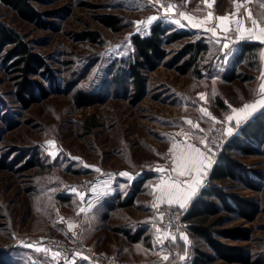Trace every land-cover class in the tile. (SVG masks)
<instances>
[{
	"label": "rangeland",
	"instance_id": "obj_1",
	"mask_svg": "<svg viewBox=\"0 0 264 264\" xmlns=\"http://www.w3.org/2000/svg\"><path fill=\"white\" fill-rule=\"evenodd\" d=\"M200 2L204 3L203 0H160V3L157 0H31L41 17L39 22L30 23L0 1V22L18 32L52 70L47 78L36 77L49 96L45 99L37 96L31 106L22 108L15 98L14 74L4 61V52L0 53V264H69L70 260H53V251L37 253L21 246L22 242L41 246L45 239L66 241L75 251L84 248L105 258L135 264L92 249L80 232L75 236L66 234L67 222L82 217L81 198L75 194L78 198L74 202L67 195L75 187L84 194L85 201L93 195L91 189L104 185L109 173L114 174L110 180L122 192L131 190L134 181L145 178L131 207L116 210L111 225H104L103 233L115 237L112 233L115 222L142 217L144 211H149L146 215L150 221L156 220L159 209L147 208L154 198L149 185L158 180H149V171L171 170L169 149L173 138L177 142L185 139L176 134L187 133L188 142L195 145L199 137L223 125L214 124L200 108H206L212 117L223 121L231 110L222 109L219 103L237 104L256 95L257 82L247 77L257 67L249 61H240L227 70L219 63L215 66L211 61L223 58L220 44L199 34L164 47L166 56L154 68L142 72V92L138 93L131 79L124 75L135 55L134 35H149L151 26L158 22L170 28L175 25L165 17L161 3L177 6L170 14L175 19L181 11L194 16ZM229 6L232 0L214 1L215 10ZM104 15L118 18V32L99 22L98 18ZM152 16L160 18L147 26L139 25L137 31L135 22ZM90 33L95 34L94 42L88 38ZM199 40L208 47L200 55V76L191 71L182 74L181 61L175 60L177 53L185 44ZM229 73L235 76L233 82L220 77ZM213 74L218 77L210 78ZM79 92L92 98L77 101ZM200 93L206 94L205 100L199 98ZM185 119L198 124L204 132L192 129ZM94 124L95 128L90 129ZM48 140H54L63 150L55 158L44 147ZM253 145L256 150L253 156L234 155L246 168L260 174H250L258 190L247 183L231 181L226 182L225 189L256 204L259 212L252 221L237 213H222L225 224L216 229L237 235L236 238L216 235V238L221 245L240 254L221 257L196 239L189 250L193 260L198 259L197 264H264V141ZM81 161L90 167H83ZM95 168L101 171L96 172ZM121 172L131 173L134 179L129 182L118 175ZM126 196L129 194L120 195L123 201ZM111 248L108 244L104 249ZM169 249L170 261L176 262L178 258L174 254H179L178 245Z\"/></svg>",
	"mask_w": 264,
	"mask_h": 264
},
{
	"label": "trees",
	"instance_id": "obj_2",
	"mask_svg": "<svg viewBox=\"0 0 264 264\" xmlns=\"http://www.w3.org/2000/svg\"><path fill=\"white\" fill-rule=\"evenodd\" d=\"M0 1L5 6L11 8L23 20L30 23L39 22L41 15L32 6L31 0ZM98 20L104 27L113 32L120 30V22L115 16L104 15L98 18ZM94 35L93 33L88 35L90 41H95ZM190 35L158 22L151 26L149 35H134L132 37L135 55L133 60L128 63L124 75L126 78L131 79L138 93L143 90V70L154 68L166 56L167 51L164 49L165 46L174 44ZM254 48V46L249 47L247 52L253 55ZM207 49V45H202V41L200 40L185 44L180 52L177 53L175 59L177 63L181 61L180 70L182 74L191 71L192 74L195 72L199 77L200 69L198 67L202 59L200 55L204 54ZM1 52H4V61L8 64L10 72L14 74L15 98L22 108L31 106L37 100V96L41 99L49 96L44 84L36 78L38 76L47 78L52 75V70L45 59L34 53L18 32L0 22ZM91 98L90 94L79 92L76 99L77 101H87ZM95 126V124L90 126V129L95 128ZM263 141L264 110L257 113L251 121L247 122L240 129L238 136L231 137L225 144L219 154L217 163L213 166L210 173L211 181L216 184L210 188L201 190L192 200L189 209L184 214L183 220L187 223L189 233L198 240H202L221 257L226 258L228 255L233 257L240 254V251L235 253L229 250V248L224 247L216 238V235L232 238H236L237 236L230 230L216 231L217 228L225 224V220L221 214L237 213L248 221H252L255 214L259 212L256 204L231 195L225 189L226 182L231 181L247 183L253 190H258L250 174L257 176L260 174L238 162L234 153H238L239 156L243 157L253 156L256 152L253 144H260ZM144 180L145 178H141L132 183L128 198L120 202L121 207L131 206L135 196L141 191ZM139 235L140 232L134 235L131 240L137 242Z\"/></svg>",
	"mask_w": 264,
	"mask_h": 264
},
{
	"label": "crops",
	"instance_id": "obj_3",
	"mask_svg": "<svg viewBox=\"0 0 264 264\" xmlns=\"http://www.w3.org/2000/svg\"><path fill=\"white\" fill-rule=\"evenodd\" d=\"M215 1V0H214ZM196 2V1H195ZM212 2V0H210ZM216 4V3H215ZM236 4H242L243 6L239 8V15L233 17L232 14L236 12ZM230 7V6H229ZM246 9H250L251 12L253 13L254 18H257L259 20V23L261 26H264V8L260 6V0H232V6L227 9L225 8L224 10H215L214 8V2L212 3V7L208 8L205 3L200 2L199 7L197 12L193 17L197 19H204L207 16L208 12H212L213 14V19L207 21L205 23V27L207 28H216L217 35L221 37V43H223V37L230 35H236L234 31L225 33L222 31L220 27H217L218 21H216L214 18L216 16H229L231 19H239L244 21V27H251L250 21L247 20L245 12ZM263 15V16H262ZM179 18V16L177 17ZM167 20H170L167 18ZM182 24L185 26L181 27L180 25H177L175 23L174 27L176 26V29L179 31H183L189 34H199L200 36H203L204 38L209 39L212 42H215V38L212 37L210 32H206L203 29H196L192 28L189 24L188 21L182 20ZM236 24H231L230 27L233 29L236 27ZM226 42V41H225ZM254 46L255 50L253 55L249 54L247 52V49L249 47ZM264 53V42L260 40L254 39L253 43H247V44H241V45H235L233 47V55L229 57L228 62L224 63V59H214L213 64L215 66L218 65H224L225 70L228 69L229 66L234 65L240 61H249L250 65L256 66L257 69L254 70L250 75H248L247 79H250L251 81L257 82L256 84V89L260 83L259 77L261 75V72L264 71V59L261 58V54ZM230 64V65H229ZM231 70V69H230ZM233 71V70H232ZM217 74L210 75V78H217ZM223 80L227 82H233L235 80V76L231 73L228 75H223L220 76ZM231 79V80H229ZM260 97L255 95L251 100L248 99L246 101H241L237 104L234 103H219V106L222 109H230L229 105L234 108H240L243 106L244 103L247 102H252L255 99H259ZM264 109H260L257 111L247 122L251 121L254 116L257 115L260 111ZM231 114V113H230ZM245 122L242 124V126L239 129H235L233 134L230 136H238L240 133V129L247 123ZM197 147H200L202 151L204 149L202 148V145L198 142L195 144ZM163 169V168H161ZM171 174L173 177H175V173H172L170 169H164L163 172L157 171L156 168H154L152 171H149V180L152 178H155L154 183H151L149 185L152 188V193H153V187L157 184L160 183V178L162 176H167ZM111 178H105L103 182H107V185H104L100 188L103 189L105 194L98 198L93 194L89 198H86L85 201H81V207L87 208L88 203L91 202L93 204L92 208L90 211H87L86 213H82V217L79 220H74L72 222L75 227L73 228L72 231L67 230L66 234L68 236L73 235V231L80 232L87 245L91 247L92 249H98L101 252L107 253L109 255L115 256V257H120L126 260H130L134 262L135 264H194L197 263L198 259L193 260V256L190 252V247L191 243L196 240L197 238L194 237L189 233L187 230V224L185 225L186 227L183 228V230L178 234L177 237V245L179 247V257L176 260V262H171L170 258L168 261L170 263L164 262L160 259V257L156 254L157 252L161 251V245L156 243V229L154 227L153 222L155 223L156 227H160V221L159 220H149V216L146 214H149V211H144L142 214V217L139 218H126L124 221H119L115 222V225L112 228V233L115 234V237H107L104 235V225L110 224L111 219H113V213L116 210H123L128 207H121L120 202H123L122 198L120 195H128L130 190H125L122 192V190L119 189L118 186L111 180ZM184 179V178H180ZM203 180V179H202ZM110 182L112 184H110ZM150 184V183H149ZM203 190L199 187L197 193L193 196V198L190 200L188 203L187 207L183 209V211H187L189 209V206L192 202V200L199 194V192ZM92 192V191H91ZM90 192V193H91ZM156 195H159L157 193ZM69 199H72L71 201L76 202L77 198L75 196V193L72 191H69L68 195ZM124 198H127L124 197ZM155 199L154 198L151 200V203L147 210L151 209L154 210L151 207V204L153 203ZM131 207V206H129ZM182 210V209H181ZM186 223V222H185ZM138 232H140L139 235V240L137 242H133L131 239L134 235H136ZM183 233L184 235L187 236V243H185L183 240L179 239V235ZM108 244L112 245V248L110 250H105L104 248L107 247ZM163 247L166 249L163 254H166L169 256L170 249L163 245ZM184 256L185 259L181 260L180 257ZM162 261V262H160ZM196 261V262H195ZM89 264L85 259H82L79 256L74 257L73 259L70 260L69 264Z\"/></svg>",
	"mask_w": 264,
	"mask_h": 264
},
{
	"label": "snow or ice",
	"instance_id": "obj_4",
	"mask_svg": "<svg viewBox=\"0 0 264 264\" xmlns=\"http://www.w3.org/2000/svg\"><path fill=\"white\" fill-rule=\"evenodd\" d=\"M187 2V0H186ZM205 5L208 8L212 7V2L210 0H203ZM157 3H160V0H157ZM235 3V0H234ZM160 6L164 8V15L168 19L171 20V22L180 25L181 27L185 26L182 24V20L188 21V24L192 28L196 29H203L206 32H210L212 37L215 38V43L220 44V53L224 59V63L228 62L229 57L233 55V49L231 45L228 42L221 43V37L217 35L216 28H207L205 27V23L211 19H213L212 12H208L207 16L204 19H197L191 15H188L187 13L181 11L179 12V18L173 19L172 15L174 13V9L177 7L176 5L172 3H167L166 5L161 3ZM242 4H236V12L232 14L233 17L239 15V8L242 7ZM260 6L264 8V0H260ZM246 18L248 21H250L251 27H244V21L239 19H231L229 16H216L214 19L218 21L217 27H220L223 32L228 33L231 31H234L236 33V39H244V38H252L256 40H260L264 42V26H261L259 23V20L257 18H254L253 13L250 9H246L245 12ZM160 17L152 16L149 17L146 21H138L135 22L138 27L137 31L140 30L139 25H149L154 20L159 19ZM231 24H236L237 26L233 29L230 27ZM229 39L228 36H224L223 40L227 41ZM261 58L264 59V53L261 54ZM260 83L256 89V95L259 96V99H255L252 102L244 103L242 107L240 108H234L229 105V108L231 110V114H228L224 117V120H217L215 117H212L211 114L207 111L206 108H200V111L204 116L209 117L214 124H223L225 127L222 130V135L231 136L235 129H239L242 124L247 122L257 111L260 109H264V71L261 72V75L259 77ZM213 95H215V91L213 90ZM206 94L200 93L199 98L201 100H205ZM185 123L190 125L192 129H195L199 132H204L203 129L199 128V125L194 123L193 121L189 119H185ZM177 136L183 135L185 136V139L183 141L177 142L175 138H173L172 146L169 149V155L171 156V163L172 168L171 172L175 173V177H173L171 174L167 176H162L160 178V183L155 185L153 187V195L155 196V199L153 203L151 204V207L153 209H159L161 205H167L168 207H177L179 209H185L190 202V200L193 198V196L197 193L199 187L202 184V179L207 174V170L211 168V165L213 163L212 156L215 154L212 151V148L209 144L207 134H205L202 137H199V143L203 145L204 151L201 150L200 147H197L196 145L188 142V134L187 133H177ZM214 143V142H213ZM183 145V147H181ZM44 147L48 151L49 155L53 158L57 156L59 152H62L63 150L58 148L56 146V143L54 140H48L45 142ZM73 159L79 160L78 157H73ZM83 164V162L81 161ZM83 167L87 168L90 167L87 164H83ZM96 172H100L101 170L99 168L94 169ZM157 171L163 172L164 169L157 168ZM110 178L114 174H106ZM119 176L126 178L129 182L134 179V176L131 173L128 172H121L118 173ZM184 178V179H180ZM105 185H107V182H104ZM70 190L78 195L81 198V201H83L84 194L77 191L75 187H71ZM92 193L95 194V196L98 198L102 197L105 192L102 188L97 187L91 189ZM159 193V195H156ZM93 204L91 202L88 203V207L80 208V213H86L87 211H90ZM79 214V213H78ZM156 220L163 221L164 220V214L160 213L156 218ZM60 220L63 222L64 218L61 217ZM154 227L156 229V243L161 245V251L157 252L156 254L160 257V259L164 262H167L169 260V256L166 254H163L166 249L163 247L165 241H171L175 243L177 236L172 234L170 231H166L164 229H161L159 227L155 226V223L153 222ZM75 225L71 222H67V229L69 231H72ZM168 227L170 228L171 225L169 224ZM73 236L76 235V233L73 231ZM179 239L183 240L185 243H187V236L181 233L179 235ZM22 247L32 249L34 252L37 253H44L48 254L51 252L50 249L47 247H42L34 243H21ZM77 255H80L77 253ZM52 259L56 260L58 257H60L59 252H52L51 253ZM82 259L87 260L88 257L82 256ZM181 260L185 259L184 256L180 257ZM74 264V262H72Z\"/></svg>",
	"mask_w": 264,
	"mask_h": 264
},
{
	"label": "built area",
	"instance_id": "obj_5",
	"mask_svg": "<svg viewBox=\"0 0 264 264\" xmlns=\"http://www.w3.org/2000/svg\"><path fill=\"white\" fill-rule=\"evenodd\" d=\"M227 42L231 45L232 49L235 45H241V44H247V43H253L254 39L252 38H244V39H236V35L229 37ZM224 126L218 125L216 128H214L212 131L207 133V138L209 141V144L212 148V151L215 153L212 156L213 163L211 165V168L208 171V174L206 175L204 181L201 184V189H207L210 188L213 185V182L210 179V173L214 166V163L217 162L219 154L223 150L227 140L229 139L228 136L222 135V130ZM214 142V143H213ZM159 213L164 214V220L161 222V229H164L166 231H170L172 234L176 235L178 237L179 230L184 225V214L185 211L177 208V207H168L167 205H161L159 207ZM171 225L169 228L168 225ZM166 247H173L177 246V239L175 243L169 241L164 242ZM42 247H47L53 252H59L60 257H58V260L60 262H66L68 260H71L73 257L79 256H86L88 259L86 260L89 264H130L126 261H123L118 258H105L99 255H96L94 253H91L90 251H87L86 249L82 248L78 251H75L66 241H59L54 239H45L41 243ZM79 253L80 255H77ZM175 258L179 257V254L175 252L174 254Z\"/></svg>",
	"mask_w": 264,
	"mask_h": 264
}]
</instances>
